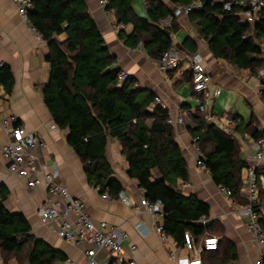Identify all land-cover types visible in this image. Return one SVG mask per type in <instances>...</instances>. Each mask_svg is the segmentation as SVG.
Wrapping results in <instances>:
<instances>
[{"label":"trees","instance_id":"trees-1","mask_svg":"<svg viewBox=\"0 0 264 264\" xmlns=\"http://www.w3.org/2000/svg\"><path fill=\"white\" fill-rule=\"evenodd\" d=\"M105 11L113 12L117 38L126 48L142 47L154 61L171 47L169 34L160 22L172 14L171 8L184 7L194 0H147V18L138 17L132 9L134 0H105ZM27 23L47 44L45 61L49 77L42 89V100L54 125L67 131V144L79 158L87 183L99 188V194L117 199L121 184L105 158L109 138L122 146L128 164L127 177L135 180L149 202L163 205L162 230L176 246H184L185 235L195 243L209 235L214 223L201 225L209 218V208L194 196L185 197L177 191L178 183H187L188 174L181 150L174 140V132L167 124L166 109L153 105L155 95L138 88L136 80L128 77L117 81L120 69L111 68L114 58L105 46L102 35L90 17L83 0H30ZM172 9V10H173ZM197 35L206 42L211 56L228 62L239 71L258 78L264 68V10L254 25L242 24L235 10L223 11L219 0H201V8L187 16ZM174 21V20H173ZM127 27L130 34L125 33ZM171 32V28H170ZM64 35V41L57 37ZM193 43L187 38L183 43ZM187 48V47H186ZM194 48V47H193ZM189 49V48H187ZM190 52H195L190 49ZM264 85V80L262 81ZM190 83V80H189ZM14 86L11 69L0 63V90L10 96ZM193 95V94H192ZM264 104V92H262ZM188 132L197 139L201 162L208 170L215 187L230 193L238 204L241 199V171L247 165L237 157L235 139L206 123L198 112L189 114ZM236 120V118H234ZM16 126L20 123L16 122ZM253 124L240 120L234 125L239 135L252 130ZM252 131V140L261 137ZM258 171H257V186ZM8 192L0 188V260L3 264H56L65 257L44 241L37 239L22 214L10 213L4 207ZM243 201V202H242ZM259 195L254 210L261 208ZM264 233V217L259 219ZM214 251H204L202 264H236L235 247L217 240Z\"/></svg>","mask_w":264,"mask_h":264},{"label":"crops","instance_id":"crops-1","mask_svg":"<svg viewBox=\"0 0 264 264\" xmlns=\"http://www.w3.org/2000/svg\"><path fill=\"white\" fill-rule=\"evenodd\" d=\"M83 1L102 35L105 46L114 58L111 68L127 72L129 77L136 80L135 86L152 92L162 100L170 119L182 117V124L171 126L188 174V182H179L177 191L185 197L192 195L208 206L207 220L214 225L205 237H215L219 241L231 243L237 253L236 264H253L260 254H264V248L255 244L248 230L247 220L238 213L244 205L233 202L223 194L220 188L214 186L209 173L196 166L197 156L187 128L190 125L188 115L197 113L198 101L190 91L187 72L180 76L171 72L170 77L164 78L158 70V61L152 60L141 46L132 50L118 40L117 32L112 29V24L116 21L113 12L110 17L107 16L98 0ZM146 2L147 0L133 1V12L140 18H147ZM170 16L162 20L160 26L169 27L166 32L174 35L175 45L182 57L200 55L210 75L211 90L216 92L210 113L218 118H236L235 125L239 120L244 125L252 122V130L242 135L233 130L230 135L237 143L239 161L244 162L247 167L250 166L254 156L252 131L264 133V104L259 92L264 71H261L263 75L255 78L247 72L237 70L226 61L214 59L206 42L196 32L189 33L187 25L180 24L177 18L171 20ZM30 29L29 24L17 14L11 0H0V63L9 66L14 79L10 96H5L4 91L0 90V120H10L14 124L19 122L43 141L44 147L36 152L38 160L58 171L59 183L68 190L71 197L85 204L86 213L94 223L104 222L127 234L128 245L124 248L127 259L136 264H178L179 260H192L191 252L184 246L177 247L167 235L162 241L155 232L156 226H162L163 218L147 213L137 214L133 210L132 206L139 204L144 192L135 180L127 177L128 164L117 140H107L105 158L113 170L114 178L123 188L122 200H105L87 183L79 158L67 144V131L54 125L43 103L42 89L48 81L50 70L45 61L48 48L42 38L33 36ZM130 32L131 28L127 27L125 33ZM187 38L193 43L186 45L189 49L185 46L183 48ZM64 39V35L57 37L60 42ZM193 47L196 50L194 53L189 51ZM5 141L6 135L0 129V188L4 187L8 192L3 203L5 209L10 213L22 214L29 223L32 234L58 250L66 260L70 259L75 264H88V258L84 254L87 249L85 246L78 247L61 241L53 229L40 223L37 212L46 197V190L44 187L26 189L20 179L9 174L7 163L1 154ZM245 171L243 169L240 174L243 201L246 197L243 186ZM258 180L259 195L263 200L261 209L264 210V162L258 169ZM203 238L195 244L198 245ZM130 246L135 247V250L131 251ZM66 260L56 264H66ZM94 260L96 264H108L104 253H98Z\"/></svg>","mask_w":264,"mask_h":264},{"label":"built area","instance_id":"built-area-1","mask_svg":"<svg viewBox=\"0 0 264 264\" xmlns=\"http://www.w3.org/2000/svg\"><path fill=\"white\" fill-rule=\"evenodd\" d=\"M11 1L16 7L17 14L27 22V12L32 8L30 0ZM219 2L222 4L223 11L231 12L235 10V16L240 22L247 24L255 23L261 11L264 10V0H219ZM98 3L105 10L107 2L98 0ZM200 8L201 0H194L188 6L175 7L170 18L172 20L181 15L187 16L192 11ZM105 14L110 17L112 12L105 11ZM160 28L163 29L162 26ZM112 29L116 32L122 27L113 23ZM30 31L35 38L41 39L40 34L34 28L31 27ZM169 37L171 47L161 55L158 61L159 72L164 78L170 77L171 72L178 76L187 72L190 80V91L198 101L197 112L204 116L206 123L214 125L225 134L231 135L235 125L234 119L230 117L217 118L210 113V107L216 92L211 90V78L202 57L198 54L182 57L175 45L174 35L169 34ZM183 58L186 66L183 65ZM260 75H263V72H260ZM128 77L127 72L121 71L117 75V81L120 84ZM259 92L262 96V92H264L263 84L259 87ZM153 105L165 109V104L158 97L154 98ZM182 123V117L176 120L168 117L167 120V124L170 126ZM0 129L6 135L1 154L7 163L9 174L20 179L26 189L33 190L44 187L46 190V197L37 212L42 225L53 229L61 241L78 247L85 246L87 249H85L84 254L88 258V264H96L94 258L98 253L106 255L108 264H136L124 255V248L128 245L127 234L104 222L94 223L86 213L85 204L81 200L71 197L68 190L59 183L58 171L51 169L38 160L36 152L44 147V143L39 137L27 131L21 125L16 126L10 120H0ZM192 142L197 156V168L209 173L200 160L202 156L196 146L197 139H192ZM252 150L254 152L252 164L246 168L243 179L246 204L239 209L238 213L247 220L248 230L255 244L260 248H264V233L259 225V219L264 217V210L261 208L258 211L254 210L258 203L257 171L264 162V133L259 139L252 142ZM93 189L99 193V188ZM221 192L227 197L230 196V193L224 189H221ZM101 196L105 200H122L123 198L121 194L117 199H112L106 194ZM132 208L137 214L147 213L158 218L164 216L163 205L160 201L149 202L143 197L139 204L133 205ZM209 222V220H202L201 225L206 226ZM155 232L160 235L162 241L165 240L166 236L162 226H156ZM217 243L215 237H205L197 245L189 235H185L184 248L191 252L193 259L179 260L177 263L202 264V253L204 251H214ZM129 248L131 251L135 250L133 246ZM170 258L174 259L173 256H170ZM0 264H3L1 260ZM66 264L75 263L67 259ZM253 264H264V254H260Z\"/></svg>","mask_w":264,"mask_h":264},{"label":"rangeland","instance_id":"rangeland-1","mask_svg":"<svg viewBox=\"0 0 264 264\" xmlns=\"http://www.w3.org/2000/svg\"><path fill=\"white\" fill-rule=\"evenodd\" d=\"M173 10H174V9H173ZM173 10H172V11H173ZM187 16H188V15H187ZM187 16L181 15V16H179L177 19H179L178 21H179L180 24H185V25L188 26L189 29H187V31H188L189 33H191V34L193 33V34H194V32H196V30H195L193 24H190V23L188 22ZM175 19H176V18H175ZM169 25H171V23H170ZM162 27H163V29H164L165 31H169V27H168V26H162ZM175 27H176V26H175ZM256 42H257L258 45H260V47H261V49H262V56H261V58H263V60H264V44H263L262 41H256ZM263 71H264V68H263ZM259 76H260V72H259Z\"/></svg>","mask_w":264,"mask_h":264},{"label":"bare ground","instance_id":"bare-ground-1","mask_svg":"<svg viewBox=\"0 0 264 264\" xmlns=\"http://www.w3.org/2000/svg\"><path fill=\"white\" fill-rule=\"evenodd\" d=\"M183 112V111H182ZM213 115V114H212ZM217 117V116H216ZM218 118V117H217ZM183 119H184V117H183ZM218 244V243H217Z\"/></svg>","mask_w":264,"mask_h":264}]
</instances>
